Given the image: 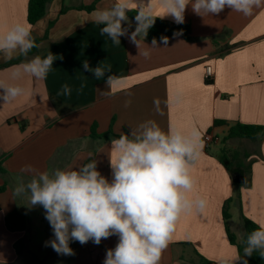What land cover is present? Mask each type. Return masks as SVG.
<instances>
[{
	"label": "crops",
	"instance_id": "1",
	"mask_svg": "<svg viewBox=\"0 0 264 264\" xmlns=\"http://www.w3.org/2000/svg\"><path fill=\"white\" fill-rule=\"evenodd\" d=\"M114 2L51 0L45 16L31 25L29 0H0V31L26 22L33 38L42 39L37 53L0 67V80L26 90L15 101L0 100V186L6 185L0 193V264L15 261V236L24 233L8 231L5 216L13 210L29 213L13 196L21 178L28 180L33 174L22 169L78 170L94 156L97 170L111 182V139L130 134L146 121L155 122L165 132L195 128L202 139L207 132L219 138L204 143L203 154L193 167L195 194L206 200L207 207L203 213L181 217L160 264H198L199 255L219 264L221 257L236 256L237 247L230 242L223 220L229 199V226L237 242L244 235L242 215L257 225L264 223V133L256 139L227 138L229 129L237 124L264 127V4L250 15L226 7L218 15L202 16L189 5L182 24L189 26L192 40L175 35L167 45L157 41L153 47L142 34L137 38L139 46L133 42V28H127L119 45L100 35L102 26L94 22V13ZM150 2L159 15L163 10L158 0H137L144 5ZM93 4L91 11L81 8ZM131 11H136L135 6L128 14ZM157 18L175 23L171 16ZM49 52L57 59L45 79L29 75L12 79L18 65ZM16 57L0 55V65ZM84 60L93 68L98 64L110 67L108 74L119 82L109 86L104 79L96 80L84 71ZM207 66L213 71L209 79ZM64 84L71 87V94L58 96ZM94 123L98 133L112 127L117 137L93 139L90 130ZM225 152H231L230 158L236 162L233 165L227 158L231 170L236 169L233 175L223 163ZM237 170L242 173L241 183L234 179ZM236 184H244L240 200ZM237 209L240 219L233 225ZM117 243V235L102 239L99 245L90 240L80 251L75 249L73 264H104L107 251Z\"/></svg>",
	"mask_w": 264,
	"mask_h": 264
},
{
	"label": "clouds",
	"instance_id": "2",
	"mask_svg": "<svg viewBox=\"0 0 264 264\" xmlns=\"http://www.w3.org/2000/svg\"><path fill=\"white\" fill-rule=\"evenodd\" d=\"M262 4L264 0H158L163 11L157 15L151 2L144 5L137 0H115L111 7L94 13V22L102 26L101 36L106 35L113 44L119 45L120 37L128 33L123 26L127 14L135 6L138 26L130 38L139 46L137 38L147 35L157 17L171 16L175 23L182 24L189 5L202 16L218 15L226 7L250 15ZM160 41L167 45L168 37L161 36ZM152 44L156 46V39ZM37 47L31 26L26 22H16L6 31H0V55L6 59L27 57ZM56 59L51 52L45 57L37 55L18 65L12 79L19 80L24 75L45 79ZM82 67L96 80H106L109 86L119 82L108 74L110 67L105 69L98 64L93 68L87 60ZM71 91L64 84L57 95L67 96ZM25 94L20 85L0 80V100L4 103ZM203 148L202 135L195 128H170L165 132L155 122L146 121L132 128L130 134L121 133L111 139V182L97 170L95 159L78 170L55 168L36 172L26 166L22 171L33 174L28 180L21 178L13 189V196L27 198L26 207L39 205L45 210V219L54 236L45 246L57 254L74 255L70 241L84 245L91 240L99 245L102 239L117 235L118 243L107 251L104 264H160L181 217L203 213L207 207L206 200L195 194L197 181L193 175ZM241 240L245 245L243 257L238 250L234 257H221L219 264H248L244 257L254 252L264 258V223H258Z\"/></svg>",
	"mask_w": 264,
	"mask_h": 264
},
{
	"label": "trees",
	"instance_id": "3",
	"mask_svg": "<svg viewBox=\"0 0 264 264\" xmlns=\"http://www.w3.org/2000/svg\"><path fill=\"white\" fill-rule=\"evenodd\" d=\"M50 2L51 0H29L27 19L31 25L37 23L39 20H41L45 16ZM81 8L91 11L95 8V5L93 4V5L84 6ZM129 15H131L132 17H135L136 11H131ZM173 33H181L179 35L182 36L184 39L188 41L192 40L190 28L188 25L172 23V22H168V21H165L159 18H156L155 23L148 29L146 37L150 41H153V39H156V41H160L161 36H166L169 39L174 36ZM34 39L38 45L42 40L41 38H34ZM37 51H38V47L33 48L28 53V55L37 53ZM23 59H24L23 56H17L13 60H10L5 64H1L0 67H4L7 65L21 62ZM263 133H264V127L261 125L237 124L229 129L227 138L240 137V138L256 139V138H259ZM90 136L93 139H101L104 141L109 140L112 137H117L113 133L112 127H110V129L105 133H98L97 125L95 123L91 127ZM227 158H228L227 156L224 157L223 163L226 165L228 170H230L231 175H233L236 169L231 170L229 164L227 163L228 161ZM92 159H94V156L87 158L85 162L83 163V165L87 164ZM237 169L239 170L240 167H237ZM236 185L238 186V184ZM5 190H6V185L0 186V193L4 192ZM236 197L238 200H240V188H238L236 192ZM229 203H230V199L226 202L224 206V210H223V220L225 223V228H226L230 242L237 247V250H239V254L243 257V248L245 245L242 243V240H240V242H237L235 234L231 231V228L229 226V220L231 218V215L229 213V208H228ZM241 220H242V224L244 228L243 236L246 238L247 233L257 228L258 225L252 220L245 217L244 215H242ZM5 226H6V229L10 232H23L27 229V226H28L27 216L18 210H13L5 216ZM24 245L25 244H24L23 238L16 241L14 244L15 252L17 254H21L23 252ZM244 258L247 259L248 264H264V258H261L258 252H254L252 256L244 257ZM198 264H217V263L210 261L204 258L203 256L199 255Z\"/></svg>",
	"mask_w": 264,
	"mask_h": 264
},
{
	"label": "rangeland",
	"instance_id": "4",
	"mask_svg": "<svg viewBox=\"0 0 264 264\" xmlns=\"http://www.w3.org/2000/svg\"><path fill=\"white\" fill-rule=\"evenodd\" d=\"M238 148L239 150H242L240 145ZM225 153L227 154V157H229L230 161H232V164L235 165L236 162L230 158L231 152ZM237 187H244V184H238ZM17 198L18 202L23 205L22 208L25 209L27 198ZM26 208L29 213L26 215L28 219V226L24 231V249L21 254H17L14 249L13 252L15 261L12 263L10 262V264H73L77 255L75 251H80L79 248H81L83 245L77 241H70L69 246L73 250L74 255L57 254L50 246H45L47 241L54 239L49 222L45 219V210L39 205L32 208ZM233 216L234 218L232 220V224H238L240 219L238 209L235 213H233ZM24 233H21V235L23 236ZM22 236L19 237L16 234L15 242L19 239H22Z\"/></svg>",
	"mask_w": 264,
	"mask_h": 264
},
{
	"label": "water",
	"instance_id": "5",
	"mask_svg": "<svg viewBox=\"0 0 264 264\" xmlns=\"http://www.w3.org/2000/svg\"><path fill=\"white\" fill-rule=\"evenodd\" d=\"M123 26L125 28H133L136 29V27L138 26V22L136 20L135 17H132L131 15L127 14V21L124 22ZM234 179L237 183H241L242 182V173L240 171H237L234 174Z\"/></svg>",
	"mask_w": 264,
	"mask_h": 264
},
{
	"label": "built area",
	"instance_id": "6",
	"mask_svg": "<svg viewBox=\"0 0 264 264\" xmlns=\"http://www.w3.org/2000/svg\"><path fill=\"white\" fill-rule=\"evenodd\" d=\"M213 76V71L211 66L206 67V77L207 79L211 78ZM219 138L212 135L210 132H207L203 136V141L205 144L213 143L218 141Z\"/></svg>",
	"mask_w": 264,
	"mask_h": 264
}]
</instances>
